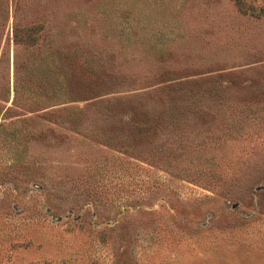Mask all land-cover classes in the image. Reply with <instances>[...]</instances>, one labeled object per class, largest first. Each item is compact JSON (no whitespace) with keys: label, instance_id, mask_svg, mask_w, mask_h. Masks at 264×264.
I'll return each instance as SVG.
<instances>
[{"label":"rangeland","instance_id":"rangeland-1","mask_svg":"<svg viewBox=\"0 0 264 264\" xmlns=\"http://www.w3.org/2000/svg\"><path fill=\"white\" fill-rule=\"evenodd\" d=\"M0 264H264V0H0Z\"/></svg>","mask_w":264,"mask_h":264},{"label":"trees","instance_id":"trees-1","mask_svg":"<svg viewBox=\"0 0 264 264\" xmlns=\"http://www.w3.org/2000/svg\"><path fill=\"white\" fill-rule=\"evenodd\" d=\"M41 28V26L36 25H30L24 28L15 27L13 30L14 38L18 40H24L31 46L37 45L41 34ZM66 70L67 68L64 66L63 72H65ZM57 95L58 94H56L55 96Z\"/></svg>","mask_w":264,"mask_h":264}]
</instances>
